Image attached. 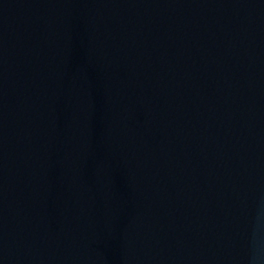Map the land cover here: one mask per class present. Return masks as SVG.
I'll list each match as a JSON object with an SVG mask.
<instances>
[{
  "label": "water",
  "instance_id": "water-1",
  "mask_svg": "<svg viewBox=\"0 0 264 264\" xmlns=\"http://www.w3.org/2000/svg\"><path fill=\"white\" fill-rule=\"evenodd\" d=\"M0 264H264V0H7Z\"/></svg>",
  "mask_w": 264,
  "mask_h": 264
}]
</instances>
